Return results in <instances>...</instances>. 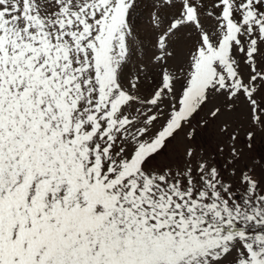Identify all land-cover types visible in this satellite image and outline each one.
<instances>
[{"label": "snow or ice", "instance_id": "obj_1", "mask_svg": "<svg viewBox=\"0 0 264 264\" xmlns=\"http://www.w3.org/2000/svg\"><path fill=\"white\" fill-rule=\"evenodd\" d=\"M150 7L155 80L128 73L138 0H0V264H264V165L237 170L264 133V0ZM241 100L218 164L191 142Z\"/></svg>", "mask_w": 264, "mask_h": 264}, {"label": "rangeland", "instance_id": "obj_2", "mask_svg": "<svg viewBox=\"0 0 264 264\" xmlns=\"http://www.w3.org/2000/svg\"><path fill=\"white\" fill-rule=\"evenodd\" d=\"M139 8L136 15L133 16L132 22L135 26V35H136V54L133 59V62L129 64L128 73L129 76L136 71L137 63H143L146 65V70L148 73L149 80H155L157 77L155 73L158 69L151 63V57L153 53L156 51L154 48V40H155V32L153 31V24L151 22V0H138ZM191 47V41L181 40L176 45V58L170 61L172 67H176L180 64H184L187 61L188 49ZM261 67H264V64H261ZM142 78L144 74H141ZM222 103V98L216 101H213L212 104L208 106L202 113L201 117L209 118L207 116L208 112L214 105H219ZM249 113L248 108L243 100H241L238 106L233 111H226L218 120L211 122L207 130L200 129L199 135L195 137V140L191 142V145L197 149L198 152L203 151L205 153V157L212 156L215 158V161L218 164H223L227 152L225 156L218 155L214 151L213 148L217 144L228 148V141L226 137L222 136L219 132L220 126L227 121L232 128L240 129L241 139L244 137L245 131H247L249 127ZM231 130V129H230ZM187 131V129L185 130ZM264 133L257 132V148L254 152L250 153V158H244L237 165V170L244 165L247 164L252 166L255 162L256 164V174L259 175L261 172V165H264V144L260 143L261 136ZM184 134L181 133L179 137L172 144L169 145V148L166 150V155L163 157H158L157 161H154V166L162 165L165 162L171 163L179 160L182 157L185 147L189 142L184 140ZM195 163V160L193 161Z\"/></svg>", "mask_w": 264, "mask_h": 264}]
</instances>
